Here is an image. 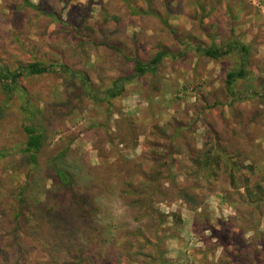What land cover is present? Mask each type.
<instances>
[{"label":"rangeland","instance_id":"rangeland-1","mask_svg":"<svg viewBox=\"0 0 264 264\" xmlns=\"http://www.w3.org/2000/svg\"><path fill=\"white\" fill-rule=\"evenodd\" d=\"M24 1L0 0V67L70 74L0 85V264H264V0Z\"/></svg>","mask_w":264,"mask_h":264},{"label":"trees","instance_id":"trees-1","mask_svg":"<svg viewBox=\"0 0 264 264\" xmlns=\"http://www.w3.org/2000/svg\"><path fill=\"white\" fill-rule=\"evenodd\" d=\"M24 5L31 8L40 10L36 5H33L28 0L24 1ZM45 14H48L45 10H43ZM56 20V18H55ZM72 25V23H71ZM75 29V27L73 28ZM234 44V43H233ZM237 45H231V48H227L226 50L223 48H216L214 46L200 49L197 47L198 52H201L204 56L210 58V59H217L219 57H222L224 55H227L231 50H233L234 47ZM240 51L243 53V55H247V48L241 47ZM167 55L166 51H158L156 54L149 60L147 63H143L139 61L138 59H133L134 62V76H141L146 73H155L159 64L162 62L163 58ZM242 61L244 62V58H242ZM244 64V63H243ZM246 65V62H245ZM244 66V65H243ZM54 72H62V73H69L65 66H58L54 69V65H43L40 63H33L29 64L26 67L20 68L16 71H9L6 67H0V85L3 87L5 91L13 90L17 86L18 79L23 76V74L28 75H44V74H50ZM75 73H73L74 76ZM72 75V74H71ZM244 76H246V71L243 70V67L237 71V72H229L226 75V83L228 86L233 84L236 80L243 79ZM130 77H122L118 78L116 81H114L112 88L107 89L105 91V99L108 101L109 99H114L118 96H120L123 92V83L128 81ZM23 131L26 134V141L24 144V148L22 149V153L27 155V158L31 164L36 163L37 154L40 152V149L42 147V135L37 132V130L34 127L31 126H25L23 127ZM195 165L199 167V163L196 161ZM55 173L59 176L62 182L67 183V176L65 173L60 172L58 170H55ZM20 202V201H19ZM73 203L79 206L78 199L74 200ZM177 221L180 222V217L177 216ZM81 261H78L76 264H81Z\"/></svg>","mask_w":264,"mask_h":264}]
</instances>
